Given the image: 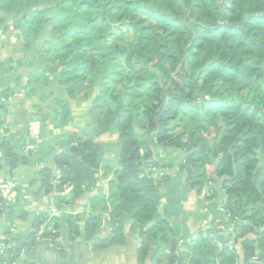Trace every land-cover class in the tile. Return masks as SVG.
Returning <instances> with one entry per match:
<instances>
[{"label":"trees","instance_id":"16d2710c","mask_svg":"<svg viewBox=\"0 0 264 264\" xmlns=\"http://www.w3.org/2000/svg\"><path fill=\"white\" fill-rule=\"evenodd\" d=\"M156 26L166 31L163 43L154 40ZM14 28L33 67L25 96L46 86L50 75L65 88L50 113L36 114L59 127L70 118L71 99L94 95V130L68 135L69 150L55 158L58 181L53 185L55 174L48 169L39 171L44 192L55 188L79 196L104 149L96 138L114 129L119 167L108 183L111 223L122 217L137 223L139 264H160L165 251L168 264L180 258L176 228L162 213L164 199L150 172L158 164L155 145L182 156L181 167L191 169L185 172L188 188L204 193L210 181L216 193L223 192L220 204L230 213L242 264H249L245 249L254 237L264 250V91L252 98L248 93L249 77L264 88V0H0V36ZM124 29L133 32L130 41ZM189 113L199 129L212 123L217 129L220 113L218 141L203 142L196 128L182 125ZM0 147L12 167L20 162L9 142L0 140ZM208 164L213 172L206 173ZM45 217L37 214L34 222L40 226ZM61 218L69 233L81 231L86 238L101 223L100 215ZM49 225L42 236L53 241L59 221ZM193 249L192 264H214L216 258L234 264L237 256L202 235Z\"/></svg>","mask_w":264,"mask_h":264},{"label":"crops","instance_id":"0c3cea01","mask_svg":"<svg viewBox=\"0 0 264 264\" xmlns=\"http://www.w3.org/2000/svg\"><path fill=\"white\" fill-rule=\"evenodd\" d=\"M7 34L0 36V63L8 65H0V140L9 142L21 159L12 167L0 147V180L14 185V200L6 203L5 212L0 213V264H139L140 229L137 223L128 217L111 223L108 183L113 179L111 172L119 167L117 132H105L96 138L104 149L100 151L95 167L90 169L91 178L82 182L83 191L79 196H65L63 191L55 188L46 193L40 188L37 181L39 171L48 169L52 174L56 173L55 158L59 152L69 150L68 135L78 128L94 130L89 116L94 95L88 99H71L70 118L59 127L50 117L36 114V109L50 113L54 108V98L64 96L65 88L56 75H50L46 86L39 87L35 94L26 97L25 88L33 67L28 65L27 52L15 47L16 38L14 41L13 36ZM17 59H22L23 65L31 68L28 77L16 75L12 64ZM164 150L161 146L160 152L155 153L153 158L161 164L165 159L166 163L165 167H159V181L156 182L164 195L162 213L176 228L178 245L175 255L190 259L185 244L190 245V251L195 246L193 250L196 251L197 238L202 235L218 249L235 250L234 264H242L244 252L236 245L237 242L234 243L231 222L218 210L223 206L220 204L223 192L208 198L203 192L188 188L186 170L180 164L182 156L171 150L168 156ZM103 159L107 162L102 163ZM56 182L54 180L53 185ZM70 189L64 187L65 192ZM41 213H45V221L37 226L34 219ZM63 213L82 219L87 215H100L101 223L94 234L86 238L81 231L77 234L68 232L61 218ZM215 217L218 223L214 222ZM54 220L59 221L57 247L42 236ZM209 229H214L216 233L207 232ZM247 237L253 238L250 235ZM254 239L253 246L245 249V253L253 249V259L264 256L258 239ZM17 247L22 249L16 251ZM167 254L165 251L160 255V264H168ZM219 260L216 258L214 264H220Z\"/></svg>","mask_w":264,"mask_h":264},{"label":"rangeland","instance_id":"374dc122","mask_svg":"<svg viewBox=\"0 0 264 264\" xmlns=\"http://www.w3.org/2000/svg\"><path fill=\"white\" fill-rule=\"evenodd\" d=\"M11 23H9V25H10ZM155 32V31H157V32H155V38H154V40L156 41V43L157 42H160V43H163V39H162V35L164 34V32H166V31H164V30H161V29H159V27L158 26H156V27H154V28H152V31L151 32ZM133 32H131L130 30H128V29H124V32H123V37H124V39L126 40V41H130L131 40V38H132V34ZM7 35H12L13 36V40L15 41V38H16V46L15 47H18V49H20L21 51H26L25 50V47H24V42H23V40L21 39V37L20 36H18L19 34H18V29L17 28H14V29H12V30H10V31H8V34ZM149 35H152V36H154L153 35V33H150ZM16 36V37H15ZM13 41V42H14ZM170 41V44H171V46L173 47V44H174V42L172 41V39L171 40H169ZM36 42V41H35ZM162 50H164V49H162ZM248 84H249V87H250V89L248 90V93H249V97L250 98H252V97H255V96H257L261 91H264V88L262 87V85H261V83H260V81H259V79H257V78H252V77H249V80H248ZM120 85H118L117 86V88L118 89H120ZM217 117H218V119H217V124L219 125L218 127H217V129L215 128L216 127V125H215V123H212V124H210L209 126H204V127H202L201 129H199L198 127H197V122H195V119H194V117H193V115L192 114H187V115H184L183 117H181V119H180V121H181V123H182V125L183 124H187L189 127H190V129H194V128H196L197 130H196V132L197 133H199L200 134V137L202 138V140H203V142L205 141V142H207V140H208V142L209 143H214V142H217L218 141V137H219V135L221 134V132H222V130H223V119H222V116H221V114L220 113H217ZM179 126H181V125H179ZM182 127V126H181ZM111 131H114V132H116V130H111ZM188 136L186 135V133H184V135H183V140L184 139H186ZM162 148H164V147H162ZM160 149H161V146H154V154L156 153H159L160 152ZM165 150V152H164V154H167L168 156H170V152H169V150L168 149H166V148H164ZM174 152V151H173ZM174 153H177V152H174ZM178 154V153H177ZM153 157H154V155H153ZM160 159V158H159ZM165 159H163V162H162V164H161V162L160 163H158L157 164V166H155V167H153V169H150V172H151V175L153 176V177H155V179L157 180V181H159V177H158V172L160 171V168L159 167H165V161H164ZM157 161H158V158H157ZM161 165V166H160ZM206 173H208V172H213L214 171V167L213 166H211V165H207L206 166ZM114 176V175H113ZM158 183V182H157ZM206 187V185H204V187L203 188H205ZM216 188V187H215ZM214 189V188H213ZM216 189H214V193H213V197H215L216 196ZM163 197H164V195H162ZM185 246H187L188 247V250L186 251L187 253V255H188V253H189V251H190V245L187 243V244H185Z\"/></svg>","mask_w":264,"mask_h":264},{"label":"built area","instance_id":"2783aa9c","mask_svg":"<svg viewBox=\"0 0 264 264\" xmlns=\"http://www.w3.org/2000/svg\"><path fill=\"white\" fill-rule=\"evenodd\" d=\"M58 179H59V173H58V171H56V173H55V180L58 181ZM213 193H214V189L212 187V183L210 181H208L207 182V186H206V188L204 190L203 195L212 196ZM12 200H14V185L11 182H9V181L3 182L2 180H0V213L5 212V210H6L5 209V204L8 203V202H10V201H12ZM218 210L224 215V218L226 220L229 219V214L230 213L228 212V210L224 206L218 207ZM214 222L218 223V219L216 217L214 218ZM51 242L57 247L58 237L55 238ZM227 245H228L229 248H231L229 243ZM176 254H177V252H176ZM257 258L258 257H255L254 259H257ZM170 264H190V259H188V258L187 259L176 258Z\"/></svg>","mask_w":264,"mask_h":264},{"label":"water","instance_id":"95a60500","mask_svg":"<svg viewBox=\"0 0 264 264\" xmlns=\"http://www.w3.org/2000/svg\"><path fill=\"white\" fill-rule=\"evenodd\" d=\"M33 59H35V57L33 56ZM3 64L5 66H8L5 63H0V65ZM12 67L16 68V75L20 76V77H28L30 72H31V68L30 67H26L23 65V60L22 59H17L13 64ZM186 171L188 173V175L191 174V169L189 167L186 168ZM229 239V235L228 233L226 234V240ZM22 249V247H17L15 250L16 251H20ZM252 254H253V249H249L246 252V257L250 258L249 259V264H264V256H259L257 259H253L252 258Z\"/></svg>","mask_w":264,"mask_h":264}]
</instances>
